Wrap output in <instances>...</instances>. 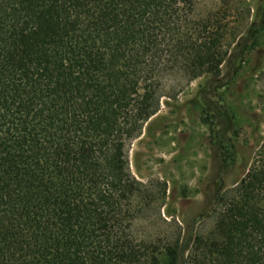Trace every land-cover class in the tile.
Segmentation results:
<instances>
[{
    "label": "trees",
    "instance_id": "obj_1",
    "mask_svg": "<svg viewBox=\"0 0 264 264\" xmlns=\"http://www.w3.org/2000/svg\"><path fill=\"white\" fill-rule=\"evenodd\" d=\"M199 0H0V264H189L137 228L129 148L164 76L218 74ZM223 168L235 162L221 141ZM192 264H264V141Z\"/></svg>",
    "mask_w": 264,
    "mask_h": 264
},
{
    "label": "rangeland",
    "instance_id": "obj_2",
    "mask_svg": "<svg viewBox=\"0 0 264 264\" xmlns=\"http://www.w3.org/2000/svg\"><path fill=\"white\" fill-rule=\"evenodd\" d=\"M212 15L225 31L218 74L164 76L157 113L129 148L141 182L137 228L159 249L207 236L264 141V0H199L195 16ZM221 141L236 153L223 168Z\"/></svg>",
    "mask_w": 264,
    "mask_h": 264
}]
</instances>
